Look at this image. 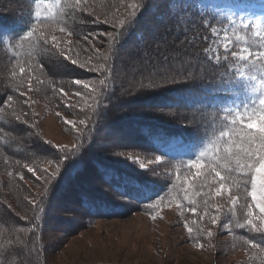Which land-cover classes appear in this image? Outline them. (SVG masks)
Here are the masks:
<instances>
[{
    "label": "rangeland",
    "instance_id": "1",
    "mask_svg": "<svg viewBox=\"0 0 264 264\" xmlns=\"http://www.w3.org/2000/svg\"><path fill=\"white\" fill-rule=\"evenodd\" d=\"M142 1L87 0L89 6L86 11L89 14L86 26L90 32L80 40L54 29L51 31L50 27L44 29L45 34L49 36L51 46L63 60L65 55L69 56L71 59L65 61L78 70L76 76L83 84L76 93L82 97L81 99L73 96V91L67 88L69 84H64L61 88L64 93L58 90L54 94H49V89L43 81L45 78L42 79L36 73L37 69L23 67L26 69L25 78L20 79L23 84V95L16 88L17 93L13 97V102L4 108V112L6 111V115L23 125L26 131L18 132V136L14 137L13 141L17 146L30 147L31 150L25 154L32 156L24 161L13 159L0 152V186H2L0 218L4 220L6 212L15 221L14 229L9 228L12 227L10 225H6L8 230L0 226V233L4 232L9 240L12 239L10 242L14 249L5 264H264V248L250 240L253 236L264 237V224L261 223L259 212L256 213L254 221L255 229L246 223L249 219L246 215L247 204L251 203L247 194L250 180L248 188L243 189L242 184L246 180L233 176L231 174L233 169L216 168L225 177L222 182L225 191L220 196H216L215 191L221 181L214 173L209 174L210 168H204L199 176L196 169L188 168L179 177L178 172L174 171L166 161L141 152L137 150L138 148H127L126 136H122L120 131L107 129L105 125L99 123L96 136L91 137L89 142L87 140L80 144V139L87 135L88 129L95 121L94 118L99 116L98 119L101 120L104 115L102 110L98 116H94L93 107L95 101H99L102 96L101 81L105 82L108 79L109 75L104 72L108 66L111 65L112 72L109 76V84L114 83L115 90L119 85L144 89V87L152 88L149 85L153 83L157 85L154 88H157L164 84H176L174 82L177 81L188 82L190 79L186 76L195 77L203 69V65L195 58L194 51L183 46L184 42L181 40L174 41L175 37H171L170 41L155 44L156 37L146 38L141 41L139 47L133 45L135 43L131 39L128 46H124L122 51L119 50L121 57L118 64L110 58L118 52V49L116 50V39H111L109 34L116 37L117 30L121 28L120 21H124L125 26L132 18V13L142 9L140 3ZM1 2L2 0H0V8ZM196 3L202 9L217 12L227 21L224 26L215 25L210 30L211 41L207 53L213 63H217L220 59V57L216 59L220 51L227 52L233 47L231 50L236 49L239 52L244 48L239 45L232 46L231 39L234 36L232 27H240L242 21L251 20L260 21L261 30H264V0H196ZM97 11L102 13L96 17ZM163 12V9L155 8L147 14L154 22V20L158 21V17L165 16ZM148 23L156 26L152 22ZM149 25L145 29L151 30ZM250 29L253 36L264 45V39L254 35L258 29L254 26H250ZM153 30L151 33L154 35L157 29ZM121 33L124 34V30ZM53 36L57 38L58 46L53 43ZM253 56L247 62L230 57V68L237 80L247 85L240 95L237 94L233 101L221 108V115L226 122L231 123L237 113L243 114L258 109L259 99L264 98L260 95L258 83L264 71H257L264 67V61H258L257 68L249 70V66L257 60ZM72 57L74 60L79 59L76 60L77 64L71 63ZM110 59L113 63L109 62ZM80 63L84 64V67H79ZM7 68L0 60L1 102H5L8 97L9 78L5 73ZM252 75L257 76V81L254 82L250 78ZM64 79L60 80L65 82ZM85 83L89 85L87 88L84 87ZM255 84L258 89L256 92L253 91ZM114 102L115 100L111 101L105 110L110 111ZM13 113L20 115L21 119L16 120ZM25 113L27 119H24ZM65 121L69 122L65 123ZM115 122L113 121L112 124ZM93 140H96L93 143L94 148L90 146ZM179 144L180 142L172 141L170 146H179ZM90 147L92 152H86ZM61 148L64 152L59 151ZM37 152H42L43 155L40 154L41 157H38ZM73 154L75 155L72 156ZM90 155L94 159H91ZM17 156L19 157V154ZM156 158L160 163L155 162ZM97 159L113 161L119 168L146 177L164 179L171 184L173 191L176 180H179L180 188H184L183 195L178 200L173 199L157 205L152 214L134 210L123 217L95 218L85 225L79 213L76 195L71 192L73 189L70 190L64 185L62 191L55 193L52 200L49 199L52 202H49L43 213L39 211V206L44 205L46 201L44 189L53 181L49 183L58 163L60 173L55 175L54 179L59 178L60 181L63 175L69 177L71 170L77 169L86 161L88 168L85 178L78 176L76 183L75 180H68L74 182L70 184L72 188L75 184L86 187L83 185L84 182L98 180L94 175L92 164ZM28 167L33 168V172H29ZM185 177L188 178V183L184 182ZM96 188L98 189V187L93 189ZM90 192L100 194V191L90 190ZM181 197H185V202L190 203V207H184ZM232 198H236L235 205L232 203ZM191 208H195L196 212H191ZM34 222L36 226L33 225ZM22 224L25 225V229L19 228ZM6 230L9 232L8 235ZM30 232L31 237L27 244L24 239H28ZM23 233H25L24 242L18 243L15 237L18 234L22 236ZM208 233H211V236ZM33 237L40 238L41 242L32 243ZM8 238L4 236V241Z\"/></svg>",
    "mask_w": 264,
    "mask_h": 264
},
{
    "label": "trees",
    "instance_id": "2",
    "mask_svg": "<svg viewBox=\"0 0 264 264\" xmlns=\"http://www.w3.org/2000/svg\"><path fill=\"white\" fill-rule=\"evenodd\" d=\"M86 1L84 0L80 5L75 6V0H60V4L54 10L55 21L41 23L36 16L37 5H40L39 11L43 18L46 15L43 4L46 2L51 3L53 0L43 2L38 0H2L1 5L3 8H0V60H2L4 66L9 68L5 70L9 78V81H7L9 85L7 87L8 96H16L17 92L14 85L22 84L20 79L25 78V74L22 75L16 69L19 67H32L35 70L37 69L36 73L42 79L45 78L43 81L49 89V94H54L63 88L64 84H69L67 88H69V91H73V96H76V99L82 98L76 92L79 91L80 85L83 83L79 86L74 83L75 80H80L76 76L78 70L63 60L56 52L49 43L48 34L47 43L42 40L36 41L34 38L31 41L21 38L34 27L38 30L37 35L40 32L45 34L44 29L50 27L51 31L54 29L59 33L62 32L60 29L64 28L65 31L62 33L80 40L90 32L88 26H86L89 14L86 11L87 6H89ZM140 3L142 9L135 11V15L132 16L130 21L117 30L115 35L116 50L118 49V52H115V55L110 56V58L118 64L121 57L119 50H123L124 46H128L131 39L135 43L133 45L138 46L146 38L154 39L156 37L155 44L170 41L171 37H175L174 41L181 40V42H184L183 46L194 51V56L203 65V69L195 77L186 76L190 79L188 82L177 81L174 82L176 84L169 83L157 88L144 87V89L140 87L127 88L126 85L124 87L119 85L118 89L116 87L115 90L114 83L109 84V76L112 72L111 65L108 66L104 71L109 76L101 86L102 96L99 101H95L93 107L94 116H98V113L102 110L104 115L101 120L98 119L99 116L94 118L95 121L88 129L87 135L80 139V144L87 140L89 142L91 137L96 136L97 124L99 123L105 125L104 127L107 129L120 131L123 134L122 136H126L125 145L128 144L127 148H138L137 150L141 152H146L166 161L174 171L178 172L179 177L185 173L191 163L199 159L205 163V168L215 167L221 170L228 167L233 169L231 174L243 181L246 180L248 185L250 176L240 174L236 168L235 157L230 156L226 151L234 142H238L239 126L226 122L220 111L226 103L233 101L236 96L240 95L247 84L239 82L230 68L231 52L236 51V49L231 50L232 47L227 51V59L224 58L226 52L220 51L218 54L220 59L217 63H213L208 58L207 53L210 48L211 28L215 25L224 26L227 21L222 19L217 12L200 8L196 0H143ZM155 8L158 10L163 9L162 14L165 16L158 17V21L154 20L153 22L148 17L147 12ZM101 13L102 11L95 12L96 17ZM148 22H152L156 26L149 25ZM160 23L162 24L160 25ZM147 25L151 27V30L149 28L145 29V27H148ZM153 29H157L154 35L151 33ZM123 30L124 34L120 36ZM232 30L234 32L231 39L232 46L239 45L248 48L253 52V55L257 51H264V45L253 36L250 28L243 30L241 27L235 26L232 27ZM156 34L157 36H155ZM72 59L74 60V57ZM111 59L109 62L113 63ZM76 60L79 59L76 58ZM254 63L258 64V60ZM186 77H182V79L188 80ZM60 79H64L65 82ZM113 100L115 102L110 111L105 110V107L109 106ZM3 103L0 101V105H3ZM5 112L4 108H0V128L3 129V131H0V152L9 155L13 159L25 161L32 156L25 154L31 148L17 146L14 144L13 138L18 136L17 133L21 130H26L23 129V125L17 123ZM113 121L118 122L112 124ZM222 132L232 134L230 137L222 136ZM95 141L93 140L90 144L92 148H94L93 143ZM172 141L180 142L179 146L183 149L181 150L177 145L170 146ZM92 148H88L89 150L87 149L86 152H92ZM234 151L235 148H233ZM202 153L203 155H201ZM40 154L43 155L42 152L36 153L38 157H41ZM91 159H94V157L91 156ZM86 163L85 161L77 169L71 170L68 174L69 177L63 175L60 181L59 178L53 179L47 187L49 192L44 196L46 205H41L38 208L41 213L53 199V195L63 190L64 185L69 187L70 190L73 189L71 192L73 191L76 195L75 199L78 201V207L80 208L79 213L85 225L95 218L113 219L123 217L134 210L152 214L155 212L157 205L173 199L178 200L184 192V188H180L181 182L179 180H176L175 190L173 191L171 184L164 179L146 177L128 169L119 168L113 161L102 159H97L92 163L94 171H91L98 179L97 182L83 181V185L86 187H79L75 184V189L72 188L70 184H74V182L68 180H75L76 183L78 176L85 178L86 169L88 168ZM87 187L89 188L86 189ZM95 187H98V189H93ZM242 188H248L245 182L242 184ZM1 189L2 186H0ZM89 189L100 191V194H93ZM181 198L184 207H190V203L185 202V197ZM5 214L4 220L0 218V226L7 228L6 225H10L12 227L9 228L14 229L15 221L6 212ZM37 218H39V215ZM33 225H35V222ZM19 228L25 229V225H19ZM7 230L6 234L8 235ZM30 234L31 232L27 237L28 239H24L27 244L31 237ZM3 235L8 238L4 232L0 233V263H6L14 250L10 242L12 239L9 240L8 238L4 241ZM21 235L18 234L15 237L18 239V243L20 241L24 242L25 233ZM40 240L36 237H33V240L31 239L34 244L41 242ZM250 240L264 248V237L253 236Z\"/></svg>",
    "mask_w": 264,
    "mask_h": 264
},
{
    "label": "snow or ice",
    "instance_id": "3",
    "mask_svg": "<svg viewBox=\"0 0 264 264\" xmlns=\"http://www.w3.org/2000/svg\"><path fill=\"white\" fill-rule=\"evenodd\" d=\"M84 0H75V6L80 5ZM60 4V0H53L51 3H44L43 9L44 13L46 15L43 16L39 11L40 5H37L38 11L36 13L37 19L40 20L41 23H51L55 21V14L54 10L57 8V6ZM132 15H135L133 12ZM232 24L235 25V22L232 21ZM121 27L124 26V21H120ZM250 26H254L257 31L254 32V35L259 37L260 39H264V30L262 29V25L260 21L253 22L251 20L249 21H242L240 27L243 30H248ZM37 29L34 27L33 29L29 30L24 37L21 39L23 40H29L31 41L33 38L36 41H43L44 43H47V35H45L43 32H40L38 35ZM60 31H65L64 28H61ZM215 31V29H213ZM71 34V33H70ZM111 39L115 40L116 37L109 34ZM123 35V33H121ZM225 39H227V34H225ZM53 43L58 46L57 38L55 36L52 37ZM225 48L227 49V44L225 45ZM63 55V50L61 52ZM231 56L233 58H236L242 62L249 61L250 57L253 56V52L248 48H243L239 52L232 51ZM255 57L258 61H264V51H257L255 53ZM225 59H227V52L225 54ZM65 60L71 59L69 56H64ZM216 59H219L217 56ZM72 64H77L78 62L76 60H71ZM79 67H84V64L80 63ZM257 68V65L255 63H252L249 66V70ZM20 73L23 75L25 74V69L21 67L19 69ZM257 71H264V67L257 69ZM241 75H243V72H241ZM254 82L257 81V76L252 75L250 77ZM74 83L81 84V80H75ZM103 84L104 81H101ZM259 91L261 97H264V75H261L259 77ZM89 85L84 84V87L87 88ZM150 87H155V83L149 85ZM17 89L20 90V94L23 95V84L14 85ZM29 88H31V84H29ZM257 85L255 84V87L253 89L254 92H256ZM61 93H64L63 89H60ZM13 102V96H8L3 105H0V108H7L10 106ZM259 105L260 107L258 109H253L252 111L248 112L246 111L243 114L237 113V115L234 117V119L231 121V123L235 126H239V133H238V142H234L226 151L229 153L230 156L235 157V164L236 168L239 170L240 174L242 176H250V189H248L247 194L250 197L251 203L247 204V212L246 215L249 218L246 223L255 229L254 221L256 219V213L259 212L260 214V220L261 223L264 224V98L259 99ZM15 115V113H13ZM57 115H60V113H57ZM27 114H24V119H27ZM16 120H20V115H15ZM69 121H65V123H68ZM0 131H3L2 128H0ZM235 131V129H233ZM232 133L229 132H222V136H231ZM233 148H235V151L233 152ZM60 152H64V149L61 148L59 150ZM203 155V153L201 154ZM129 159H132V157H128ZM150 163L152 161H149ZM156 163H160V160L156 158ZM212 163V162H209ZM141 167H144V165H141ZM206 167L205 163L201 162L199 159L195 162L191 163L189 165L190 169H196L197 176L202 174V170ZM29 172H33V168L28 167ZM60 173V166L59 163L57 164V167L54 170L53 177L50 178L49 183L51 180L55 178V175ZM214 173L215 177L218 178L221 183L220 186L216 189L215 195L220 196L224 191L225 187L222 183L225 179V177L221 174L220 171H218L215 167L210 168L209 174ZM11 175V173H9ZM21 179H23V176L21 175ZM205 179H207V176L205 175ZM185 183H188V178L185 177L184 180ZM245 184L247 186V181H245ZM230 191V190H229ZM49 192V188L44 189V194H47ZM191 202V201H190ZM232 203L235 205L236 198H232ZM191 212L195 213L196 209L191 208ZM155 219V217H153ZM215 223V220L213 221ZM189 232H191V229H188ZM209 236H211V233H208ZM251 243V242H250ZM255 247V245H253Z\"/></svg>",
    "mask_w": 264,
    "mask_h": 264
}]
</instances>
